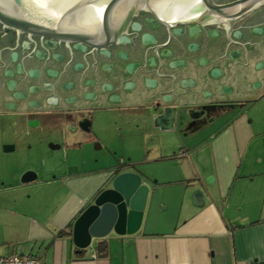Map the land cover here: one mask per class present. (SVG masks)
<instances>
[{
	"label": "crops",
	"instance_id": "1",
	"mask_svg": "<svg viewBox=\"0 0 264 264\" xmlns=\"http://www.w3.org/2000/svg\"><path fill=\"white\" fill-rule=\"evenodd\" d=\"M226 105L171 133L148 122V112L121 119L100 110L95 134L83 135L79 149L91 157L95 143L101 144L97 151L104 150L116 136L119 145L132 147L126 157L115 153L119 165L79 161L77 149L65 146L62 154L58 143L30 144L18 170L0 176L11 183L0 187V253L36 258L40 264H264V95ZM33 119L28 116L25 123ZM37 123L31 140L56 139L54 128L40 137ZM167 138L177 141L171 154L150 147ZM4 143L5 153L17 149ZM28 172L36 178L24 183ZM124 172L140 174L150 188L141 230L111 233L81 251L73 240L75 222Z\"/></svg>",
	"mask_w": 264,
	"mask_h": 264
},
{
	"label": "flooded vegetation",
	"instance_id": "2",
	"mask_svg": "<svg viewBox=\"0 0 264 264\" xmlns=\"http://www.w3.org/2000/svg\"><path fill=\"white\" fill-rule=\"evenodd\" d=\"M215 1L226 3L229 0ZM172 4L161 5V8L156 10L157 16L149 10L141 11L135 21L140 24L142 31L136 33L129 29L127 36L130 41L116 43L106 49V52L90 48L85 51L76 48V44L30 38L13 31L0 32L2 129H10L16 136L31 137L34 133L33 124L38 122L36 125L40 134L54 128L52 133L61 136L62 141L79 133L92 136L95 134L100 110L108 109L124 119L131 114L142 118L148 109L156 108L160 87L164 83H171V75L176 72L181 74L180 82H185V85L193 88L198 95L207 97V94H210L206 98L207 102L198 105L204 108L198 110L197 107L196 112H192L193 118H206L211 112H220L230 106L226 105L227 102L223 101L218 93H222L226 87V95L233 96L236 94L233 87L206 83L208 74L213 79L224 76L219 67L212 68L210 73L205 68L223 62L225 57L212 62L203 57L195 59L193 54L202 51L206 39H221L225 42L229 35L233 38L235 33H241L243 40H233L234 44L247 50V61L239 60L243 58V53L239 50L228 52L225 61L233 72L232 80L234 76H240L239 67L244 70L250 68V55L256 49L262 52L260 38L264 37V26L255 23H264V6H260L243 19L231 22V29L216 22L201 25L196 30L197 26L192 24L183 26V35L180 36L171 35V23L180 20L171 22L170 18L172 13L185 10L172 9ZM156 23L161 25L157 27ZM144 36H154L156 42L150 43ZM191 45H196V48L190 51ZM263 68V62L254 66V70ZM215 70H218L216 77H211ZM245 71L249 73L246 74L247 78L243 77V81H248V77L252 75L249 70ZM185 73L194 74V77H184ZM9 83H14V90H10ZM261 83L259 80L255 81L253 87L256 89ZM205 84L211 86L213 91L198 92L197 90ZM167 98L171 99V96ZM137 99H149L151 105L135 109L131 104ZM62 101L72 108L57 111L52 109L60 107ZM110 103H116L120 107L110 108ZM11 114L14 118L8 117ZM28 116H34L32 123H25ZM88 142L92 143L90 140Z\"/></svg>",
	"mask_w": 264,
	"mask_h": 264
},
{
	"label": "water",
	"instance_id": "3",
	"mask_svg": "<svg viewBox=\"0 0 264 264\" xmlns=\"http://www.w3.org/2000/svg\"><path fill=\"white\" fill-rule=\"evenodd\" d=\"M168 3L169 5L173 3L172 9L185 10L172 13L170 18L171 22L175 19L180 20L171 23V35L180 36L183 35L182 27L192 24L197 26L196 30L201 25L216 22L231 29V22L243 19L260 6H264V0H229L226 3H218L215 0H0V29H2L0 32L13 31L30 38L38 37L76 44V48L85 51L90 48L106 52V49L116 43L129 42L127 36L129 29L136 33L142 31L140 24L135 21L141 11L149 10L157 16L156 10ZM161 24L165 25L164 22ZM161 24L156 23V26L159 27ZM255 24L264 26L262 21ZM177 27L181 28L177 29ZM254 32L258 33L256 30ZM233 38L243 40L244 37L241 33H235ZM233 38L229 35L225 42L221 39H206L204 48L201 52L193 54L194 58L203 57L213 62L225 57L223 62L205 68L209 73L215 67L221 68L224 72L223 77L216 79L210 78L208 74L206 83L234 88L236 96L226 95V87L223 88L222 93H218L223 101L258 100L264 95V68L254 70V66L264 63V37L260 38L262 52L256 49L250 55V68L245 69L252 75L248 77V81H243V77L249 72L246 73L244 68L240 67V76L235 74L232 80L233 72L228 68L227 62L225 63L228 52L235 50L243 53V58L239 60L247 61L245 60L247 50L234 44ZM146 39L153 44L156 42L154 36H148ZM195 48L196 45H191L189 50ZM217 72L218 70L213 71L211 77H216ZM180 75L176 72L175 75H171V83H164L160 87L159 103L156 108L147 110L148 115L145 118L154 127L167 133L177 132L179 126L193 120L192 112H196L197 107L189 104L207 102L206 98L210 95L207 94V97L198 95L193 88L186 86L185 82H180ZM187 76L194 77V74L185 73L184 77ZM258 80L262 83L255 89L253 84ZM9 87L10 90H14V83H9ZM205 90L213 91L211 86L206 84L197 91ZM169 96L171 99L167 98ZM87 104L95 105V103ZM131 105L149 106L151 102L149 99H137L133 100ZM108 106L120 107L116 103H110ZM65 108L72 107L63 101L60 107H52L54 110ZM201 108L204 107H198V110H202ZM33 177L35 179L36 175L28 172L22 181L31 182ZM197 192L199 196H203L202 191ZM149 194L150 188L144 183L140 174L124 172L117 175L109 187L96 197L94 203L75 222L73 240L76 247L81 251L86 250L93 240L106 238L111 233L120 236L137 234L143 225Z\"/></svg>",
	"mask_w": 264,
	"mask_h": 264
},
{
	"label": "rangeland",
	"instance_id": "4",
	"mask_svg": "<svg viewBox=\"0 0 264 264\" xmlns=\"http://www.w3.org/2000/svg\"><path fill=\"white\" fill-rule=\"evenodd\" d=\"M263 108V107H262ZM261 108V109H262ZM109 134H113L111 132H108L106 135ZM44 134H40V137H43ZM85 134L83 133H79V135L77 136H73L71 135L69 137V140L66 141H62L61 136L56 135V139L51 140V138H45V139H38V140H31L33 138V136L31 137H25V136H16L14 131H11L10 129H5V128H0V176H4V174H9L12 175L14 174V171L18 170V168L20 167L19 164H21V160L24 158L25 156H27V154L25 152L28 151L30 144L35 145L36 148L38 147H42V146H51L52 144H61L62 147V154L66 153V148L65 146H68V150L71 152L75 149L74 154L78 156V160H87V161H91L92 165H96L97 161L100 162H104V163H108V162H116V155L115 153L119 152L117 154L118 157L123 156L126 157V155H128V151L132 148L128 145V142L125 143L127 145V147H124L122 145H119V139H117L116 136H113L110 138L109 142H111L112 144L110 146H106L105 148H103L104 150H96V144L93 145L94 147V152L93 155L88 156V152L87 150H83V149H79V147H83V142H85V138L84 136ZM101 136H105L103 135V133H101ZM8 142V143H13L15 145H17V149L15 150V152L12 153H5V143L4 142ZM148 141L149 139L146 140V145L148 146ZM177 143L176 139L171 140V138H167V139H162V141H159L158 143L155 144H151L150 147H159L160 152L164 153V156L171 154V145ZM64 145V146H63ZM152 149V148H151ZM97 154H100L98 157H96ZM135 154H138V152H135ZM116 165L118 164V161L115 163ZM119 165V164H118ZM69 170V167L68 169ZM0 187L3 186V184L6 185H10L11 183H3V181H0ZM162 209V207H160ZM147 211V210H146ZM146 215V213H145ZM144 215V216H145ZM145 218V217H144Z\"/></svg>",
	"mask_w": 264,
	"mask_h": 264
},
{
	"label": "built area",
	"instance_id": "5",
	"mask_svg": "<svg viewBox=\"0 0 264 264\" xmlns=\"http://www.w3.org/2000/svg\"><path fill=\"white\" fill-rule=\"evenodd\" d=\"M0 264H40V261L36 258H29L15 253L9 255H3L0 253Z\"/></svg>",
	"mask_w": 264,
	"mask_h": 264
}]
</instances>
